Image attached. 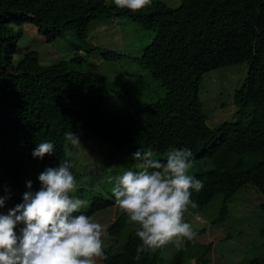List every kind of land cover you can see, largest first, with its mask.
<instances>
[{"label":"trees","instance_id":"16d2710c","mask_svg":"<svg viewBox=\"0 0 264 264\" xmlns=\"http://www.w3.org/2000/svg\"><path fill=\"white\" fill-rule=\"evenodd\" d=\"M107 1L0 0V191L11 197L14 188L21 191L24 164L34 160L45 169L67 162L70 171L78 174L81 170L75 164L81 152L87 157L83 169L95 160L104 161V165L96 164L106 175L111 167L125 163L134 169L138 161L132 155L138 149H150L159 159L173 147H187L193 155L190 159L202 171L194 177L204 187L191 196L197 206L217 195L224 202L246 183L256 186L264 197V0H179L177 8L152 1L135 12ZM121 16L142 26L140 34L145 40L136 55L128 53V58L166 89L165 97L155 103L136 99L143 88L135 83L131 86L125 76L114 78V92L108 95L107 79L101 75L70 70V62L64 60L45 63L31 49L18 55L25 24L35 27L48 43L73 33L78 56L92 21ZM104 55L107 59L120 56L111 51ZM240 63L247 64L248 71L233 103L238 116L248 111L249 121L225 122L212 129L198 100L200 79L210 70ZM109 100L114 109L104 112ZM69 131L78 136L80 145L64 139ZM87 141L97 148L92 154L85 148ZM41 142H52L53 153L43 158L30 156ZM99 200L101 196L95 198L96 203ZM225 208L224 202L213 224L223 219ZM259 209L264 213V201ZM127 225V216L120 215L108 233L117 238ZM140 243L134 228L122 252L106 250L107 259L101 260L103 264L162 261L164 247L135 260ZM189 243L168 264H182ZM211 247L196 248L194 264H210ZM248 264H264V256Z\"/></svg>","mask_w":264,"mask_h":264},{"label":"clouds","instance_id":"9594fccd","mask_svg":"<svg viewBox=\"0 0 264 264\" xmlns=\"http://www.w3.org/2000/svg\"><path fill=\"white\" fill-rule=\"evenodd\" d=\"M113 3L135 12L150 6L152 0H113ZM64 139L73 146L80 145L78 136L70 131L65 132ZM92 142L87 141L97 149ZM53 151L52 142H41L30 156L43 158ZM191 157L187 147H173L159 159L150 149L133 153L132 160L138 161L134 169L125 163L122 174L109 177L116 203L113 206H118L122 213L115 215L106 228L92 217L110 203L101 200L96 203L93 196L89 210H82L88 201L78 197L85 188L77 184L76 174L70 171L67 162L40 173L38 189H32V182L27 181L21 191L12 190V197L0 191V264H97V259L103 264L101 259L107 256L102 237L105 231L109 235L108 228L124 214L134 223L135 236L141 241L135 250V260L170 243L178 251L184 250L185 241H193L196 235L191 224L184 221V214L189 206L197 207L191 199L192 192L204 187L203 181L194 177L197 174H189L194 164ZM34 162H31L34 166L43 167V163ZM25 165L19 181L24 177ZM234 195L224 199L223 218L227 215V202ZM194 262L195 259L190 264Z\"/></svg>","mask_w":264,"mask_h":264},{"label":"rangeland","instance_id":"374dc122","mask_svg":"<svg viewBox=\"0 0 264 264\" xmlns=\"http://www.w3.org/2000/svg\"><path fill=\"white\" fill-rule=\"evenodd\" d=\"M152 1H164L170 8H177L180 5L179 0ZM108 3L114 5L113 0H108ZM25 25L24 34L18 45V55L25 49H31L36 51L41 61L45 63L64 60L70 62V70L101 75L107 79L108 95L114 92L112 82L118 75L129 79L131 86L134 87L135 83L143 88L140 97H136L143 103H155V101L165 97L166 89L153 79L152 75L143 69L138 62L131 61L128 58V53L133 57L136 55L137 48L145 40L143 35L140 34L141 24L130 17L121 16L102 22L92 21L86 43L79 44L78 56L74 53L73 45L77 41L73 33H67L63 37L48 43L42 35L37 33L35 27L30 24ZM143 32L153 38L150 32ZM150 42L151 40L147 44ZM108 51L120 54V56L107 59L108 57H105L104 54ZM247 71L248 65L240 63L211 70L202 76L198 87V98L203 105L206 122L210 128H216L225 122L240 121L242 124H247L249 121L248 111L246 114L238 116L236 114L238 108L233 103L234 94L243 85ZM111 101L109 100L103 106L104 112L114 109ZM85 148L90 154L96 150L88 143ZM77 156L75 168L81 171L76 174V181L77 184L85 188L83 189L85 192L79 195L78 198L88 201V205L82 210H89L93 196H101V200L109 202L110 205L96 211L92 218L106 228L115 215L122 213L118 206H113L116 203L111 192L113 184L109 182V177L122 174L124 171L123 165L111 167V171L105 175L100 166V164L104 165V161L95 160L93 165H85L86 168L83 169L82 164L87 160V157L81 152H78ZM99 162L100 164H96ZM44 170L45 168L34 166L31 162L27 163L22 182L26 185L27 181H31L32 189H38L40 183L37 177ZM200 172H202L200 166L192 164L189 174L194 176ZM106 187L110 191L109 193L106 192ZM262 201H264V197L261 192L251 183H246L229 199L227 202V215L217 224H213V220L218 218L223 205L221 195L215 196L204 206L189 207L184 214V221L191 224L196 235L183 253L182 264H190L197 257L195 249L201 251L202 246L209 243L212 245L211 250L208 252L210 264H248L253 258L263 256L264 213L259 209ZM134 228V223L128 219V225L114 241L105 231L102 237L104 250L110 251L112 254L120 253ZM177 251L174 244L166 245L162 250L163 253L160 258L162 261L159 264L171 262L174 253ZM97 264H101L99 259H97Z\"/></svg>","mask_w":264,"mask_h":264}]
</instances>
